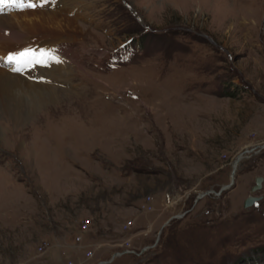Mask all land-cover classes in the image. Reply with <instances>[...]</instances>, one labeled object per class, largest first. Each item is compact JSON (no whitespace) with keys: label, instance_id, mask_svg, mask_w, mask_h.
<instances>
[{"label":"rangeland","instance_id":"rangeland-1","mask_svg":"<svg viewBox=\"0 0 264 264\" xmlns=\"http://www.w3.org/2000/svg\"><path fill=\"white\" fill-rule=\"evenodd\" d=\"M69 4L55 45L8 37L51 45L45 79L77 93L0 108V264H264V0Z\"/></svg>","mask_w":264,"mask_h":264},{"label":"bare ground","instance_id":"bare-ground-1","mask_svg":"<svg viewBox=\"0 0 264 264\" xmlns=\"http://www.w3.org/2000/svg\"><path fill=\"white\" fill-rule=\"evenodd\" d=\"M37 1H39L40 4L43 3V0ZM70 1L72 0H47V3H44L42 7L37 4L36 8L39 9L40 7L42 8V10L44 9L43 11L37 10L38 12L30 13V16L27 14L23 17L17 15L7 16V14H0V57H5L9 52L8 44H10L11 39H9L8 37H14V39L20 41L21 38L28 33L26 29L31 28L30 26L28 27V24H31V26H37L38 22L40 23V27L49 25L52 30L48 31L46 29L41 32L36 31L35 33L53 32L49 34L50 37L43 35L45 36L43 38H46L43 42L51 43V45H55V40L62 37L61 33L77 32V26L74 20L65 16V14L62 15L64 11L62 9L64 8V5L65 7H70ZM22 24H25V26H23L21 31H17L15 26ZM15 44L18 43L16 42ZM30 44L33 45L31 41ZM51 45L46 44L45 46H43L36 43L31 48L51 49L53 51ZM12 52L13 51H11V53ZM50 67L51 70L47 71L46 69ZM62 68L63 67L59 63L52 64L47 68L38 65L31 70L25 69L23 75L14 73L13 71H9L6 69H0V108L6 110L10 116L14 117V120L20 122L25 120L27 117V114L22 111L24 110V107L29 114L30 110L32 111L40 106L45 107L49 102H52L54 100H56L54 105H57V102L61 101L60 95L64 97L67 95L66 97L69 98L70 95L77 93L74 90H60L56 88L55 82L53 80L48 81L47 79H45V74L51 75L54 73H56L60 77H64L65 70L64 68L62 70ZM25 97L28 100H26ZM68 98L66 100H68ZM29 99L31 100L29 101ZM252 153L256 154V151L254 150ZM244 159H247L245 155L240 159L239 162H237L236 164H232L233 169H236L234 180L238 173V166Z\"/></svg>","mask_w":264,"mask_h":264},{"label":"snow or ice","instance_id":"snow-or-ice-1","mask_svg":"<svg viewBox=\"0 0 264 264\" xmlns=\"http://www.w3.org/2000/svg\"><path fill=\"white\" fill-rule=\"evenodd\" d=\"M47 0H43L40 5L43 6ZM37 4L25 0H0V14L6 11L25 9H35ZM60 60L51 49H34L25 48L18 52L8 53L4 58L0 59V66L9 67L14 73L23 75L24 70H31L36 66L49 67L52 64H58Z\"/></svg>","mask_w":264,"mask_h":264},{"label":"water","instance_id":"water-1","mask_svg":"<svg viewBox=\"0 0 264 264\" xmlns=\"http://www.w3.org/2000/svg\"><path fill=\"white\" fill-rule=\"evenodd\" d=\"M259 148H260V149H264V144L261 145V146H259ZM253 151H254V150H246L244 153H241L240 155H238L237 158H236V160H235L233 163L236 164V163L239 162L240 159L245 155V153H247V152H248V153H251V152H253ZM246 157L248 158L249 156H246ZM235 174H236V169L234 168V169L232 170V179H231V183H230L229 185H227V186H226V185L223 186V188L220 190V192H218V193H216L215 191L201 192L197 198L200 199L201 197H203V195H210L211 193H216V194H218V195L222 194V192H224L225 189L231 188V187L234 185V182H235V180H234ZM263 181H264L263 177H257V178L255 179V185L252 187L251 192H256V191L260 190V189L262 188ZM257 201H258V200H257L256 198H254V197H249V198L246 199V201H245V207H246V208H249L250 206H252V205H253L254 203H256ZM178 217H181V216H178ZM174 218H177V216L173 217L172 219H174ZM165 225H167V223H166ZM107 263H110V261H109V262H100V263H98V264H107Z\"/></svg>","mask_w":264,"mask_h":264},{"label":"built area","instance_id":"built-area-1","mask_svg":"<svg viewBox=\"0 0 264 264\" xmlns=\"http://www.w3.org/2000/svg\"><path fill=\"white\" fill-rule=\"evenodd\" d=\"M89 223H84L83 227H82V232H88L89 231Z\"/></svg>","mask_w":264,"mask_h":264}]
</instances>
